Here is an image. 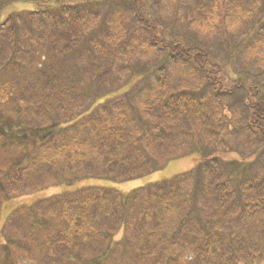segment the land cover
Wrapping results in <instances>:
<instances>
[{"label": "trees", "instance_id": "obj_1", "mask_svg": "<svg viewBox=\"0 0 264 264\" xmlns=\"http://www.w3.org/2000/svg\"><path fill=\"white\" fill-rule=\"evenodd\" d=\"M4 1L8 7L15 1L33 4L37 0ZM57 1L65 8L64 0ZM212 9L216 14H210ZM212 9L206 7L197 14L207 15L212 27L223 20L222 38L227 41L243 30L247 31L246 41L254 31L262 32V50L254 60L260 68L251 79L254 86L260 85L258 92L252 91L253 86L243 92L244 75L233 76V72L232 87H226L221 77L211 79L209 72L204 81L184 80L174 85L159 76L146 79V98L139 103L142 88L136 82L155 68L162 69L159 64L138 79L131 74L121 89L124 93L98 96L81 113L74 97L84 87L80 79L69 80L67 61L81 42L76 39V29L79 34L90 31L88 25L79 24L85 18L64 9L50 19L46 10L28 15L29 22L37 26L47 27L51 20L48 28L58 31L57 35L46 33L38 41L43 54L53 57L54 63L40 68L35 59L31 63L21 53L28 45L19 41L21 16L16 13L0 23V104L9 105L16 99L20 103L12 113H0V145L12 149L7 168L0 169V202L53 185L75 189L17 209L2 230L6 243L16 242L5 234L6 226L16 227V215L25 214L24 233L39 244L42 258L48 251L53 254L51 261L41 260V264L264 261V0H215ZM192 23L197 24L196 20ZM114 27L112 24L111 41L108 35L101 44L94 41L102 56L117 50L116 40L124 36ZM138 34L133 32V41L125 45L123 53L129 58L142 59L155 47V41H137ZM148 42L150 49L146 48ZM183 56L189 60L191 55ZM94 64L98 71L89 69L86 76L100 84L117 81L113 72L106 76L99 72L103 61ZM88 91L83 95L90 101L94 97ZM197 142L203 143L206 152H199L200 160L192 169L128 193L114 188L115 183L146 177L163 163L183 158ZM239 150H252L251 158H240ZM221 153L238 157L227 159ZM78 180L110 185L75 186ZM9 249L6 245L2 252Z\"/></svg>", "mask_w": 264, "mask_h": 264}, {"label": "rangeland", "instance_id": "obj_2", "mask_svg": "<svg viewBox=\"0 0 264 264\" xmlns=\"http://www.w3.org/2000/svg\"><path fill=\"white\" fill-rule=\"evenodd\" d=\"M37 2L38 0L30 4L15 1L12 5L4 7L5 1L0 0V23L3 24L7 22V19L16 13L21 16L22 20L20 23L23 25V29L20 30L21 33L19 32V41H24V43L21 42L20 44H24L25 46L28 44L21 53L24 51V56H27L28 61H31V63L34 62L32 59H35V64L40 68L41 65L45 66L46 63L49 65H53L54 63L53 57L43 54L44 49L38 41H41L40 38L46 33L49 34L54 32L57 35L58 31H56V28H48L49 24H52L51 20H49L47 27H43L42 25L37 26L35 23L29 22L28 15L30 16V13L34 11L40 13L46 10L45 16L47 19H50L54 17V12H59L58 14H60L61 10L64 9V11L66 13L69 12L68 14L70 15L76 14L80 18H85V21L79 24L88 25L87 27L90 28V31L85 30L84 33L79 34L76 29L75 34H77V41H87V43L83 44L80 42L81 44L79 43L75 51L69 54L70 56L67 61L70 73L69 80L79 81L80 79V81H82L80 85L84 87L80 89L81 86L79 85L80 88L76 91L81 95L74 97L79 106L78 113L85 112L87 108H90L92 103L97 102L96 98L98 96H105L106 94L110 96L113 95L115 91H119L120 94L122 92L124 93L125 91L121 89L124 87L131 74L135 73L136 76L134 79H138L140 75L143 74L142 72L147 71L148 68L151 69L150 67H157L159 64H162V69L155 70V68L148 77L144 76L142 80L136 82L137 88H142V92L138 96L139 103L146 98V79H158L159 76L166 77L174 85L184 80L187 82L195 80L196 82L204 81L208 75H211V79H220L221 77L226 87H232L233 84H235V80L230 78L233 72V76L235 74L236 76L244 75V81L241 86L243 92H247L252 86L254 88L252 91H259L256 88L260 85L257 84L254 86L251 79L256 77L253 72L260 68V65L254 62V60L258 58L256 52L262 50V47L259 45L262 32H259V30L253 32L256 28V26H254L249 33V35L252 32L254 33L250 41H246L244 37L247 33L246 30H243V33L239 31L240 33L238 32V35H233L232 38L229 39L230 41H227L224 37L222 38V30L224 27L221 23L223 20H220L222 22L214 26L218 29H214V27L209 25L210 21L207 15L201 14L199 16L197 14L198 10H203V8L207 7L208 9H212L215 0L203 1L204 4H200L197 0H64L65 8L63 7V3L57 0H49L47 2H43L42 0ZM218 9L220 11L219 6ZM212 11L213 9L210 10V14L214 13ZM71 12L73 13L71 14ZM214 14H216V12ZM35 16L37 17L36 21H40V18H38L39 16ZM209 17L211 18L212 16L210 15ZM221 17L223 18V15ZM192 20H196L197 24L195 26ZM112 24L115 25V30L117 29V31L124 36L116 40L117 42L115 44H117V50L103 53L102 56L99 53L100 50L98 46H94V43L97 42L101 44L105 41L104 37L106 35H108V37L112 35ZM147 24H149L150 27H147ZM115 30L114 33L117 32ZM126 30H128V33ZM218 31L221 32L219 33L220 35L217 34ZM133 32H137L139 33L138 35H140L137 41H155L154 48L149 47L148 42L146 48H151L148 50L150 52L146 57H142V59L134 57L129 58V54L126 55V53H123L127 42L133 41L132 37L130 38ZM88 41H92V43ZM118 49L122 52H118ZM36 50L41 51L39 55ZM167 52L169 53L168 56ZM187 53L191 55L189 60L183 56L187 55ZM112 54H116L114 57L116 58L115 62L114 58L109 61L110 55ZM101 61H103V66L99 68V72L105 73V76L113 72L117 81H115V79H110L108 80L109 82H102L100 84L86 76V73H89V69L96 73L98 67L94 63L98 64ZM113 65H115V67L117 66L116 71H113ZM131 66H133L132 70L129 69ZM33 68L36 67L33 66ZM190 73L191 76H189ZM100 74L101 73H99V75ZM190 78L192 80H190ZM126 88H129V86ZM88 90L92 91V97H94L90 101L83 95L85 92H89ZM255 92H253L252 95H254ZM18 97L19 95L15 98ZM134 103L137 105L136 101H134ZM8 104L9 105L5 106L0 104L1 114H7L8 111L12 113L14 105L20 106L18 99ZM10 150L12 152V149H3L2 145H0V169L4 170L7 168L12 158ZM199 152H206V148H204L201 142H197L196 145L191 146L190 150L183 158L163 163L160 170L140 179L121 184L115 183L113 186L123 193H128L137 188L171 179L192 169L200 160ZM251 152L252 150H239L238 156L240 158H247L248 160L251 158ZM221 156L227 159L238 157L232 153L226 155L221 153ZM74 183L75 186L110 185L105 181L78 180ZM65 190L73 192L75 189H70L63 185H53L36 194L13 198L5 201L3 204L0 202L1 264H41V260L51 261L53 259V254H48L49 251L47 253L48 255H44L42 258L41 250L38 247L39 244H34L31 238L24 233L25 229L22 223L24 220H27L25 214L16 215L17 223H13L16 227L13 228L10 227V225L8 227L6 226L7 230L5 234L15 239L16 242L13 241V243L10 244L6 243L3 238L2 230L11 217V214L17 209L33 206V204L39 200L64 193ZM19 223L23 228H19ZM29 232L31 233L30 230ZM121 235L120 233L117 238H120ZM6 245L9 246L10 249L4 253L2 251ZM251 264H264V261L258 259Z\"/></svg>", "mask_w": 264, "mask_h": 264}]
</instances>
